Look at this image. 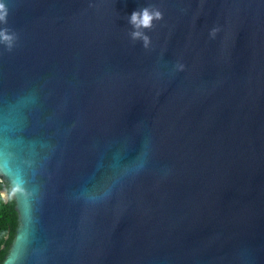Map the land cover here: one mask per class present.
Returning a JSON list of instances; mask_svg holds the SVG:
<instances>
[{"label": "water", "instance_id": "95a60500", "mask_svg": "<svg viewBox=\"0 0 264 264\" xmlns=\"http://www.w3.org/2000/svg\"><path fill=\"white\" fill-rule=\"evenodd\" d=\"M7 4L3 264H264V0Z\"/></svg>", "mask_w": 264, "mask_h": 264}, {"label": "clouds", "instance_id": "9594fccd", "mask_svg": "<svg viewBox=\"0 0 264 264\" xmlns=\"http://www.w3.org/2000/svg\"><path fill=\"white\" fill-rule=\"evenodd\" d=\"M10 10L8 8L7 0H0V45L5 46L11 50L18 39L17 35L10 31L7 27H3L8 22ZM163 19V13L158 8L152 6H146L139 8L128 16V23L131 25V31L129 33L132 40H140L143 42L145 48L151 46V38L145 30L151 29L154 26V21ZM218 28H212L210 36L215 38ZM184 69L183 64H177L175 70L182 71ZM23 195L27 198L30 193L24 188L23 183L20 181H13L12 183L5 185L3 181H0V203L5 200H11L17 195Z\"/></svg>", "mask_w": 264, "mask_h": 264}, {"label": "trees", "instance_id": "16d2710c", "mask_svg": "<svg viewBox=\"0 0 264 264\" xmlns=\"http://www.w3.org/2000/svg\"><path fill=\"white\" fill-rule=\"evenodd\" d=\"M0 181L8 185L1 176ZM18 225V213L14 198L0 203V264H3L9 253Z\"/></svg>", "mask_w": 264, "mask_h": 264}]
</instances>
